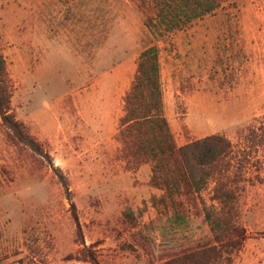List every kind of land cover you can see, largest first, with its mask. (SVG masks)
Returning a JSON list of instances; mask_svg holds the SVG:
<instances>
[{
  "label": "rangeland",
  "instance_id": "1",
  "mask_svg": "<svg viewBox=\"0 0 264 264\" xmlns=\"http://www.w3.org/2000/svg\"><path fill=\"white\" fill-rule=\"evenodd\" d=\"M221 2L159 38L139 0H0L19 124L0 116V264H93L92 253L101 264H166L212 240L200 201L179 198L189 224L172 228L153 205L164 192L146 182L152 169L138 175L123 157L125 97L153 45L177 146L215 134L233 144L226 179L248 234L233 264H264V0ZM214 186L201 193L209 207Z\"/></svg>",
  "mask_w": 264,
  "mask_h": 264
},
{
  "label": "trees",
  "instance_id": "2",
  "mask_svg": "<svg viewBox=\"0 0 264 264\" xmlns=\"http://www.w3.org/2000/svg\"><path fill=\"white\" fill-rule=\"evenodd\" d=\"M221 3V0H139L138 5L147 29L161 38L191 27L217 11ZM8 82L6 61L0 54V116L19 132V124L9 114ZM162 87L160 48L153 45L139 56L137 73L125 97L118 136L124 144L123 157L136 161L139 169L152 165L150 184L164 192L162 197L153 198V205L163 207L160 213L168 216L172 228L189 224V209L179 198L200 201L203 206L212 240L171 255L166 264H233L248 238L246 228L239 224L238 193L226 179L229 171L226 163L233 144L227 137L215 134L177 146L165 116ZM212 180L215 186L211 201L216 205L209 207L201 193ZM74 218L80 230L75 210ZM84 252L91 251L85 248ZM91 262L101 264L94 253Z\"/></svg>",
  "mask_w": 264,
  "mask_h": 264
},
{
  "label": "crops",
  "instance_id": "3",
  "mask_svg": "<svg viewBox=\"0 0 264 264\" xmlns=\"http://www.w3.org/2000/svg\"><path fill=\"white\" fill-rule=\"evenodd\" d=\"M120 121V120H119ZM119 133V129L118 130H116V131H114V134H112V135H117ZM151 166L150 165H144L143 167H141L140 169H139V171H138V175H140V174H143V173H145V174H148V177H149V174H150V172H151ZM150 179H151V177H149L148 179H147V183L148 182H150Z\"/></svg>",
  "mask_w": 264,
  "mask_h": 264
}]
</instances>
